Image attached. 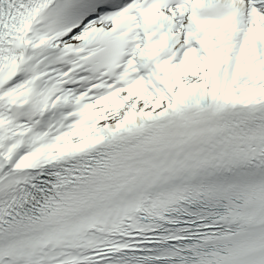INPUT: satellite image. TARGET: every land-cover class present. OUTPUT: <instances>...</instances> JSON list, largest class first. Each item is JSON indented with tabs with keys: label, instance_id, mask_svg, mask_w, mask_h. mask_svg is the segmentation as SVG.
I'll return each mask as SVG.
<instances>
[{
	"label": "snow or ice",
	"instance_id": "snow-or-ice-1",
	"mask_svg": "<svg viewBox=\"0 0 264 264\" xmlns=\"http://www.w3.org/2000/svg\"><path fill=\"white\" fill-rule=\"evenodd\" d=\"M0 264H264V0H0Z\"/></svg>",
	"mask_w": 264,
	"mask_h": 264
}]
</instances>
